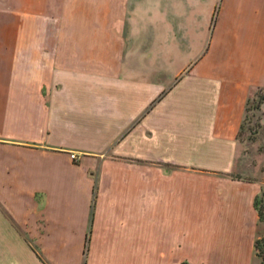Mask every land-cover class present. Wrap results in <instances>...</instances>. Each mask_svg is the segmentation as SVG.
<instances>
[{
  "label": "crops",
  "instance_id": "1",
  "mask_svg": "<svg viewBox=\"0 0 264 264\" xmlns=\"http://www.w3.org/2000/svg\"><path fill=\"white\" fill-rule=\"evenodd\" d=\"M214 3L163 33L157 0H0V264H258L264 145L233 171L264 0H220L210 33Z\"/></svg>",
  "mask_w": 264,
  "mask_h": 264
},
{
  "label": "rangeland",
  "instance_id": "2",
  "mask_svg": "<svg viewBox=\"0 0 264 264\" xmlns=\"http://www.w3.org/2000/svg\"><path fill=\"white\" fill-rule=\"evenodd\" d=\"M160 1L162 12H160L157 16L161 19V30L163 33H170L173 30L174 33H187V31L191 28H196V25H201L200 21H191L189 12L187 10L190 9V4L195 0H157ZM214 7L211 9L210 20L209 23H205L208 25V28L211 33L212 26L214 24V20L218 11L219 1L214 0ZM159 3V2H158ZM193 5V4H192ZM153 9V7H150ZM201 9V7H199ZM200 14V13H199ZM151 27H153V23L151 22ZM206 31V27H205ZM149 29H146V33H149ZM207 33V32H205ZM148 35V34H147ZM211 35V34H210ZM178 37H181V34H178ZM226 37L224 38V45H214L212 54L213 59L221 60L224 59L228 55L229 46L227 45ZM202 48L198 51V57L202 53ZM195 51L190 49H173V48H165L162 50H146L147 59L150 58H161L162 63L168 61L170 65L166 67L171 71V73L180 66L183 62L193 58L195 56ZM163 69H165L163 67ZM183 73V72H181ZM256 96L250 98L247 104V112L243 119L242 130L240 133V140L242 142L247 141L245 144H242L240 152L242 154L237 156V166L233 171L234 174L241 175V167L239 166L241 159L245 157L244 155L247 153H252L257 148L258 152H261L262 146L264 145V134L260 130V120L262 118V114L259 111V101L264 98V87H260L256 89ZM253 164V162H251ZM264 165V154L259 158L256 163V169L251 166L255 170V176L259 177L261 170ZM243 170V169H242ZM251 175V174H250ZM253 175V174H252ZM254 177V176H253ZM256 204L259 209L261 225H264V189L258 194L256 199ZM259 245L257 247V261L258 264H264V231L259 228Z\"/></svg>",
  "mask_w": 264,
  "mask_h": 264
},
{
  "label": "trees",
  "instance_id": "3",
  "mask_svg": "<svg viewBox=\"0 0 264 264\" xmlns=\"http://www.w3.org/2000/svg\"><path fill=\"white\" fill-rule=\"evenodd\" d=\"M258 245H259V237L255 240V246H256V248L258 247Z\"/></svg>",
  "mask_w": 264,
  "mask_h": 264
},
{
  "label": "built area",
  "instance_id": "4",
  "mask_svg": "<svg viewBox=\"0 0 264 264\" xmlns=\"http://www.w3.org/2000/svg\"><path fill=\"white\" fill-rule=\"evenodd\" d=\"M71 155H72L73 157H75V156H76V154H75V153H73V152L71 153Z\"/></svg>",
  "mask_w": 264,
  "mask_h": 264
}]
</instances>
